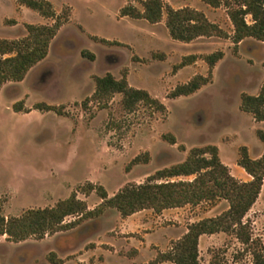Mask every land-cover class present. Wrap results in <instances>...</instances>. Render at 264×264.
Instances as JSON below:
<instances>
[{
    "label": "rangeland",
    "instance_id": "obj_1",
    "mask_svg": "<svg viewBox=\"0 0 264 264\" xmlns=\"http://www.w3.org/2000/svg\"><path fill=\"white\" fill-rule=\"evenodd\" d=\"M49 1L57 14L68 15L67 21L44 59L22 80L0 86V204L4 216L52 206L73 192L92 209L102 199L95 189H89V182L102 185L112 196L125 184L142 183L156 170L182 161L194 146L216 145L231 173L242 169L237 164L242 145L251 157L264 147L256 133L264 130V123H254L252 115L239 108L241 93L255 92L264 81V41L246 37L235 45L230 37L201 36L184 42L170 36L165 14L157 23L120 16L127 0ZM163 1L174 8L201 10L233 33L224 5ZM246 19L250 21V15ZM53 21L16 0H0V38H21L27 33V23ZM82 50L95 57L83 55ZM216 50L224 55L214 66L211 81L191 94L170 98L177 84L207 74L203 57ZM189 54L197 59L176 67ZM107 72L118 79L126 75L130 86L146 89L166 110L139 103L127 111L120 93L103 100L90 98L95 76ZM16 102L21 104L19 111L13 109ZM38 103L54 105L57 110L36 109ZM170 135L175 136V143L169 142ZM136 156L139 160L134 162ZM228 206L227 200L219 198L169 209L162 217L151 208L122 217L109 207L97 217L84 218L42 238L15 242L0 235V264H53L50 252L61 259L57 264L149 263L159 252L168 251L191 223L217 216ZM77 217L67 216L65 221ZM246 219L264 246V183ZM243 248L234 234H203L199 261L209 264L215 256L223 264H252V255Z\"/></svg>",
    "mask_w": 264,
    "mask_h": 264
},
{
    "label": "trees",
    "instance_id": "obj_2",
    "mask_svg": "<svg viewBox=\"0 0 264 264\" xmlns=\"http://www.w3.org/2000/svg\"><path fill=\"white\" fill-rule=\"evenodd\" d=\"M41 16L53 18L51 24L27 23V33L21 38H0V86L8 81L22 80L29 69L44 59L49 46L60 26L68 19L65 13L57 14L49 0H16ZM218 7L224 5L233 25L230 35L219 24L211 21L206 14L196 8L184 6L174 8L163 0H127L120 8V16L134 19H145L157 23L163 19L173 39L189 42L201 36L230 37L235 45L246 37L264 41V0H202ZM140 4L141 8L137 5ZM250 15V21L246 16ZM110 43L105 38H97ZM112 43H119L113 41ZM83 55L93 59L95 54L82 50ZM222 50L204 55L208 65L206 75L196 74L187 82L177 84L168 94L170 98L188 95L207 84L212 79V71L216 63L223 57ZM197 59L195 54L184 56L176 65L181 67ZM95 89L92 99H106L114 93L122 95V105L132 111L139 103H144L158 110H166L165 104L152 96L146 89L130 86L126 75L116 78L107 72L95 76ZM240 109L252 114L256 121L264 120V81L257 94L243 92L240 95ZM39 110H57L54 105L38 103ZM15 111L21 110L20 102L13 104ZM258 138L264 143V130H256ZM170 143H175V136L170 135ZM139 160L136 156L133 161ZM237 164L251 176L248 181L235 177L229 167L223 163L214 144L194 146L180 162L158 169L142 183H127L114 195L108 196L102 185L89 182V189H95L102 201L94 208L88 209L86 202L77 198L73 192L69 197L58 200L52 206L30 208L20 215L6 217L0 204V235H6L11 241H22L31 236L42 238L45 234H53L71 228L84 218L99 216L106 208L113 207L122 217H126L143 209H153L160 213L167 208L182 207L187 204H198L202 201H214L223 198L228 201V208L214 217L202 218L191 223L187 231L168 251L159 252L149 263L157 264L170 260L174 264H200L199 238L203 234L223 231L234 234L244 245V250L252 255V264H264V246L259 238L253 236L251 221L246 215L256 202L264 180V152L253 158L248 148H239ZM192 176L190 179L171 178ZM77 215V219L66 222L67 216ZM49 260L57 264L56 254L50 252ZM209 264H223L213 256Z\"/></svg>",
    "mask_w": 264,
    "mask_h": 264
},
{
    "label": "crops",
    "instance_id": "obj_3",
    "mask_svg": "<svg viewBox=\"0 0 264 264\" xmlns=\"http://www.w3.org/2000/svg\"><path fill=\"white\" fill-rule=\"evenodd\" d=\"M262 83H263V81L261 82V84L260 85H258L257 86V90L255 91V92H253V93H250V94H257L258 92H259V89H260V87H261V85H262ZM240 108V107H239ZM241 110V109H240ZM242 111V110H241ZM244 112V111H243ZM247 113V112H246ZM248 114H250V113H248ZM250 115H252V114H250ZM253 117V116H252ZM253 119V121H254V123H257V124H259V125H262L261 123H264V120H262V121H256L255 119H254V117L252 118ZM264 152V147L261 145V147H260V151H259V154H257V156L256 157H253V158H257V157H260L261 155H262V153ZM249 154H250V152H249ZM251 156V155H250ZM242 169H239V173H235L234 171L232 172V174L233 175H235V177H237V178H239L240 180H242V181H248L250 178H251V176L243 169V167H241ZM263 183H264V180H263ZM262 188H263V185H262ZM262 188H261V191H260V193H259V196L261 195V193H262ZM258 196V197H259ZM257 200H258V198H257ZM257 200H256V202H257ZM255 202V203H256ZM254 203V204H255ZM254 204H253V206H254ZM252 206V207H253ZM175 208H179V207H175ZM175 208H167V209H164V210H162L158 215L159 216H161L162 217V215H164V213H165V211L166 210H169V209H175ZM137 213V212H136ZM136 213H133V215L134 214H136Z\"/></svg>",
    "mask_w": 264,
    "mask_h": 264
}]
</instances>
